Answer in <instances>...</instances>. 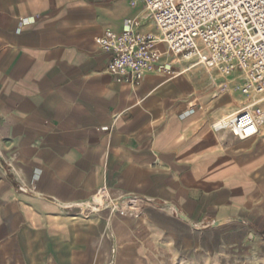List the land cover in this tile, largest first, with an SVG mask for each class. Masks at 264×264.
<instances>
[{
    "label": "crops",
    "instance_id": "crops-1",
    "mask_svg": "<svg viewBox=\"0 0 264 264\" xmlns=\"http://www.w3.org/2000/svg\"><path fill=\"white\" fill-rule=\"evenodd\" d=\"M139 15L141 0H0V264H264V125L213 128L244 108L241 73L158 43L175 76L116 81L96 37L128 18L157 34ZM100 188L116 207L83 209Z\"/></svg>",
    "mask_w": 264,
    "mask_h": 264
},
{
    "label": "built area",
    "instance_id": "built-area-1",
    "mask_svg": "<svg viewBox=\"0 0 264 264\" xmlns=\"http://www.w3.org/2000/svg\"><path fill=\"white\" fill-rule=\"evenodd\" d=\"M152 17L157 34L141 32V21L128 18L121 32L106 30L96 37L99 47L109 55L106 71L118 82L139 84L148 72L162 69L158 43L175 57L222 73L239 72L245 82L238 90L258 98L230 117L213 124L214 130H226L240 140L254 136L264 123V0H141ZM86 210L116 207L105 188L90 201L79 204ZM128 210L140 208V202L128 198ZM137 217L138 214L136 213Z\"/></svg>",
    "mask_w": 264,
    "mask_h": 264
},
{
    "label": "rangeland",
    "instance_id": "rangeland-1",
    "mask_svg": "<svg viewBox=\"0 0 264 264\" xmlns=\"http://www.w3.org/2000/svg\"><path fill=\"white\" fill-rule=\"evenodd\" d=\"M140 8H141V5H140V4H134V6L131 8V11H132L133 13H136ZM140 16L142 17V19H143V21H144V25H150V24H151L150 16H148V15H146V16L139 15V17H140ZM151 25H154V24H151ZM155 32H158V31L156 30ZM212 70H213V69H212ZM217 72H222V71H218V70H217ZM237 73H238V72H237ZM237 73L235 72L234 74H237ZM193 75L196 76V77H198V75H199L198 70H195V72L193 73ZM238 82H240V83H244L245 80H244L243 77H240L239 80H238ZM248 97H249V98H248L246 101L243 102V104H242L243 107L250 106V105L253 103V101H256V100H257V97H256V98L254 97V99L252 98L253 96H248ZM242 106H241V107H242ZM219 120H221V118L218 119L217 121H219ZM217 121H216V122H217ZM216 122H215V123H216ZM252 138H255V137H252ZM252 138H250V139H252Z\"/></svg>",
    "mask_w": 264,
    "mask_h": 264
},
{
    "label": "bare ground",
    "instance_id": "bare-ground-1",
    "mask_svg": "<svg viewBox=\"0 0 264 264\" xmlns=\"http://www.w3.org/2000/svg\"><path fill=\"white\" fill-rule=\"evenodd\" d=\"M179 58H181V59H185V60H187L186 58H183V57H179ZM208 69V68H207ZM224 74H226V73H224ZM227 74H229V73H227ZM250 96H253L252 98L254 99V97L256 98L257 96L256 95H253V94H251ZM249 97H247V99H248ZM258 98V97H257ZM246 99V100H247ZM245 100V101H246ZM243 107V106H242ZM235 111H233V112H231V113H229V114H226V115H224L221 119H223V118H227V117H230L231 115H233V113H234ZM220 121V120H219ZM218 122V121H217ZM216 122V123H217ZM262 125H264V123H260L259 125H258V131H257V133L254 135V136H252V137H255L257 134H258V132H259V128H260V126H262ZM252 137H250V138H252ZM250 138H248V139H250Z\"/></svg>",
    "mask_w": 264,
    "mask_h": 264
}]
</instances>
